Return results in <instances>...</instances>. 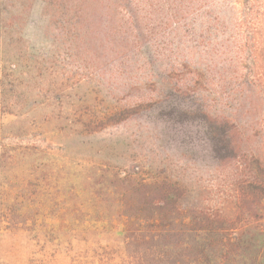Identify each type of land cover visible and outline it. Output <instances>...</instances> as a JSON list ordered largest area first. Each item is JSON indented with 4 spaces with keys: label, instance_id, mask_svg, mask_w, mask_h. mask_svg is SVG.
Here are the masks:
<instances>
[{
    "label": "rangeland",
    "instance_id": "1",
    "mask_svg": "<svg viewBox=\"0 0 264 264\" xmlns=\"http://www.w3.org/2000/svg\"><path fill=\"white\" fill-rule=\"evenodd\" d=\"M104 1L102 8L89 0L82 28L72 18V26L59 25L62 11L46 0H34L23 23L20 1L10 16L22 30L0 33V264H127L124 221L100 177L117 167L153 178L173 161L162 162L165 156L152 153L162 146L133 134L147 130L143 123L161 127L156 120L94 132L88 125L116 111L120 96L146 95L145 82L159 95L175 82L167 78L172 66L183 62L211 81L225 68L264 81V0L136 1V25L129 10L118 9L117 17L114 0ZM63 26L76 32L71 43L58 37ZM126 47L131 67L113 62ZM121 67L132 69L123 74ZM196 104L174 99L159 110ZM178 132L203 134L195 124ZM168 145L175 150L179 140Z\"/></svg>",
    "mask_w": 264,
    "mask_h": 264
},
{
    "label": "trees",
    "instance_id": "2",
    "mask_svg": "<svg viewBox=\"0 0 264 264\" xmlns=\"http://www.w3.org/2000/svg\"><path fill=\"white\" fill-rule=\"evenodd\" d=\"M20 1L24 4L20 20L25 23L34 0H0V33L20 23L10 16ZM46 1L62 11L59 18L64 22L59 25L72 26L70 18L73 27L82 28L87 22L84 9L89 0ZM136 1L146 4L149 0L111 3L117 17L118 9L129 10V21L136 25L132 9ZM101 3L104 8L106 1ZM110 8L108 18L114 19ZM104 17L103 11L96 12L101 27ZM125 26L128 22H123ZM62 30L58 37L71 43L76 32L65 26ZM132 52L128 47L115 52L113 62L127 61L131 67ZM170 55L165 58L171 60L174 55ZM179 66H172L168 73L167 78L175 82L166 84L159 95L153 83L145 82L146 95L137 99L127 98L129 93L120 96L116 111L88 125L94 132L123 124L132 127L144 117L156 120L161 127L149 126V130L143 123L147 130L133 134L162 146L152 152L165 156L162 162L173 161L161 166L153 178H146L140 170L122 172L117 167L101 175L106 200L124 221L122 260L127 264H264V81L254 71L240 74L239 68L219 70L211 81L201 68H187L186 62ZM120 69L124 74L132 68ZM174 99L202 104L159 110ZM182 124H195L203 134L179 137ZM176 139L180 145L172 150L168 140Z\"/></svg>",
    "mask_w": 264,
    "mask_h": 264
}]
</instances>
